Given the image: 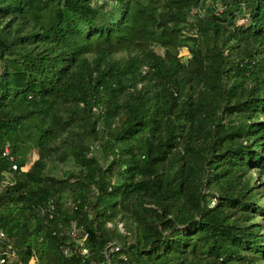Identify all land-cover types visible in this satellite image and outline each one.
Wrapping results in <instances>:
<instances>
[{
    "label": "trees",
    "instance_id": "trees-1",
    "mask_svg": "<svg viewBox=\"0 0 264 264\" xmlns=\"http://www.w3.org/2000/svg\"><path fill=\"white\" fill-rule=\"evenodd\" d=\"M72 225L94 263L263 264L264 0H0V251L92 264Z\"/></svg>",
    "mask_w": 264,
    "mask_h": 264
},
{
    "label": "built area",
    "instance_id": "built-area-1",
    "mask_svg": "<svg viewBox=\"0 0 264 264\" xmlns=\"http://www.w3.org/2000/svg\"><path fill=\"white\" fill-rule=\"evenodd\" d=\"M8 149L6 148L3 152V155H7ZM10 160H12V157H10ZM33 162V161H30ZM11 170L14 171L17 169L16 163L11 162ZM12 171H9L6 173V175L11 176ZM211 204H214V200H211ZM50 208L53 209V206L50 205ZM52 214H50L51 217ZM69 235L70 237L80 245V255L82 256V261H91L92 254L91 251L87 246H85V240L87 239V233L84 231L82 227L77 228L76 226L72 225L69 228ZM5 238V234L2 230H0V242L3 241ZM119 250V246L117 244H111L109 248L104 252L107 260V264H110L109 259H108V252H113ZM65 252H68V249L65 250ZM125 259V257H124ZM15 260V251L13 249H3L0 251V264H10ZM92 264H104V263H94Z\"/></svg>",
    "mask_w": 264,
    "mask_h": 264
},
{
    "label": "rangeland",
    "instance_id": "rangeland-1",
    "mask_svg": "<svg viewBox=\"0 0 264 264\" xmlns=\"http://www.w3.org/2000/svg\"><path fill=\"white\" fill-rule=\"evenodd\" d=\"M207 10L210 12H213L214 14H219L220 13V9L218 8V6L213 2V3H211V4H209L208 6H207ZM246 20H247V17L245 16V17H239V22H246ZM157 50L159 51V52H162V50L159 48H157ZM182 55L184 56V59H186V57L188 56L187 55V52L185 51V50H183L182 51ZM94 153H95V151H93ZM97 152V151H96ZM37 157V151L36 150H33L32 152H31V154H30V156H29V160L30 161H33V160H35V158ZM60 168H61V164H59L58 162H56V161H54V162H51L50 164H49V170L53 173V174H55V175H57L58 177H61V172H60ZM67 201L70 203V202H72V198L71 197H69L68 199H67ZM261 220V219H260ZM35 262H33V264H34ZM263 264H264V260H263Z\"/></svg>",
    "mask_w": 264,
    "mask_h": 264
}]
</instances>
